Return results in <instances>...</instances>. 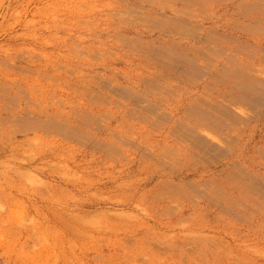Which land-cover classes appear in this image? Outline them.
Wrapping results in <instances>:
<instances>
[{"label":"rangeland","instance_id":"obj_1","mask_svg":"<svg viewBox=\"0 0 264 264\" xmlns=\"http://www.w3.org/2000/svg\"><path fill=\"white\" fill-rule=\"evenodd\" d=\"M263 60L264 0H0V264H264Z\"/></svg>","mask_w":264,"mask_h":264},{"label":"bare ground","instance_id":"obj_2","mask_svg":"<svg viewBox=\"0 0 264 264\" xmlns=\"http://www.w3.org/2000/svg\"><path fill=\"white\" fill-rule=\"evenodd\" d=\"M153 1V0H152ZM160 3H161V1H160ZM167 3V2H166ZM204 5V4H203ZM252 6V5H251ZM261 8H263V7H261ZM177 19V18H176ZM263 19V18H262ZM161 22V21H160ZM157 23H159V22H157ZM178 24V23H177ZM180 24V23H179ZM170 27V26H169ZM172 28H174V27H172ZM213 39V38H212ZM245 42V41H244ZM248 43V42H247ZM245 44H243V46H244ZM246 47H247V45H246ZM239 48V47H238ZM252 48V47H251ZM243 49V48H242ZM248 49V48H247ZM212 50V49H211ZM238 51V50H237ZM214 52V51H213ZM212 52V53H213ZM176 53V52H175ZM214 53H216V52H214ZM225 53V52H224ZM252 53H253V51H252ZM252 55V54H251ZM204 56H206V55H204ZM247 56V55H246ZM248 56H250L249 54H248ZM195 57V56H194ZM230 57V56H229ZM199 58V57H198ZM232 58V57H231ZM261 58H262V55H261ZM176 59V58H175ZM260 59V58H259ZM183 60V59H182ZM236 60V59H235ZM179 61V60H178ZM209 61V60H208ZM207 61V62H208ZM213 61V60H212ZM264 61V60H263ZM185 62V61H184ZM207 62H204L205 64L207 63ZM229 62V61H228ZM186 64V63H185ZM223 65V64H222ZM226 64H224V66H225ZM190 66V65H189ZM188 66V67H189ZM197 66V65H196ZM199 66V65H198ZM206 66V65H205ZM226 66H228V65H226ZM226 66L225 67H223V68H226ZM243 66H245V65H243ZM248 66V65H247ZM247 66H245V68H248ZM201 68V67H200ZM227 68H229V66L227 67ZM230 69H231V67H230ZM232 70V69H231ZM234 70V69H233ZM200 71H202V70H200ZM255 71V70H254ZM261 71V70H260ZM203 72H204V70H203ZM257 73V72H256ZM262 73V72H261ZM197 74V73H196ZM261 75V74H260ZM232 76V75H231ZM244 77H246V76H244ZM243 77V78H244ZM226 78V77H225ZM241 85V84H240ZM258 87V86H257ZM245 89V88H244ZM253 90H255V89H253ZM259 90V89H258ZM260 96L262 95V94H259ZM239 97V96H238ZM243 99V98H242ZM259 100V99H258ZM254 101V100H253ZM264 102V101H263ZM202 109V108H201ZM205 111V110H204ZM198 113V112H197ZM209 114V113H208ZM211 115V114H210ZM212 118V117H211ZM215 122V121H214ZM204 126V125H203ZM213 253V252H212Z\"/></svg>","mask_w":264,"mask_h":264}]
</instances>
